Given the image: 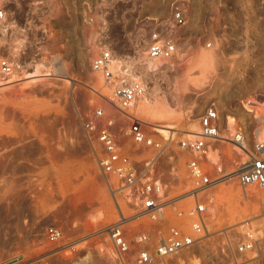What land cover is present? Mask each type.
Instances as JSON below:
<instances>
[{
  "label": "rangeland",
  "instance_id": "rangeland-1",
  "mask_svg": "<svg viewBox=\"0 0 264 264\" xmlns=\"http://www.w3.org/2000/svg\"><path fill=\"white\" fill-rule=\"evenodd\" d=\"M41 2L0 0L7 12L3 27L11 30L0 40V58L15 59L21 66L16 76L5 81L9 83L0 81V260L113 264L101 231L118 221L121 212L125 218L133 212L117 193V180L99 172L96 155L100 145L84 124L92 120L95 110L102 109L103 119L114 122L112 131L123 152L136 165L144 166L157 152L138 149L122 135L128 120L111 102L109 82L91 70L93 60L110 45L112 57L122 61L116 60L119 63H113L112 71L127 68L130 80L137 77L150 88V108H137L138 99L135 108L125 112L170 149L169 155L167 151L159 154L157 169L160 179L170 184L165 190L168 199L174 198L191 187L185 170L189 155L178 146L186 139L192 120L198 118L199 124L204 109L213 105L220 113H233L246 120V125L252 123L241 104L250 89L264 84L261 77L256 80L258 71L264 74V63L261 58L251 66L253 58L244 46L256 35L264 39V24L248 18L264 15V0ZM177 6L186 15L183 27L170 25ZM158 32L161 39L180 47L164 63L165 71L154 75L156 71L143 64L149 63L145 57L149 38ZM42 65L60 73L42 76ZM36 66V76L25 78ZM259 112L264 114V109ZM157 121L174 126L170 140L156 135L147 124ZM220 149L222 168L233 171L237 151L228 144ZM207 168L212 171L214 165ZM258 190H244L233 179L204 193L209 243L234 245L242 223L264 214L263 190ZM49 226L62 230L60 243L46 240L44 231ZM167 226V221L155 227L148 221H136L126 229L129 235L153 234L155 228L165 231ZM70 244L76 245L56 253Z\"/></svg>",
  "mask_w": 264,
  "mask_h": 264
},
{
  "label": "built area",
  "instance_id": "built-area-1",
  "mask_svg": "<svg viewBox=\"0 0 264 264\" xmlns=\"http://www.w3.org/2000/svg\"><path fill=\"white\" fill-rule=\"evenodd\" d=\"M6 18L7 12L0 6V40L11 31L3 27ZM248 18L257 25L264 24V15H248ZM169 21L174 27L185 26L186 15L180 6L173 9ZM109 48H102L93 60L91 70L109 82L112 87L111 102L128 120L122 135L138 149H151L157 154L145 162L144 166L136 165L123 152L120 142L113 133L114 122L103 119V110L97 109L92 120L84 124L85 129L94 135L100 145V152L96 155L97 168L103 176H111L117 180L119 186L116 189L117 193L133 212L130 218L139 217L138 221H148L154 227L168 222L165 231L155 228L153 234L129 235L126 226L132 222L121 223V220H125L121 212L118 221L105 226L101 231L107 238L103 247L113 264H189L188 258L193 256L197 259L194 264H264V214L258 218L263 220L262 223H258L257 218L242 223L241 236L234 245L227 243L218 246L212 243L215 240L209 243L212 239L206 227L204 202V193L229 177H233L244 190L248 188L264 190V123H262L264 114L259 112L260 108L264 109V101H257V98L264 100V84L250 89L245 104L242 103L252 121L249 125H246V120L233 113L229 115L220 113L213 105L204 109L199 118L198 133L191 139L180 141L178 146L189 155L185 170L191 187L184 193L168 199L165 190L170 184L160 179L157 168L159 154L167 151L169 155L170 149L162 147L148 134L141 121L125 112L144 96L146 84L142 79L130 80L127 68L118 72L112 71L116 60L113 59ZM177 49L176 43L164 41L158 32L151 36L145 57L151 63H165L176 56ZM244 49H247L253 58L251 66L257 65L261 58L264 63V39L257 35L251 37ZM260 51H263V54H259ZM20 71L21 66L15 59L0 58L1 82L8 81ZM256 74L264 81V74L261 71ZM227 116L234 119L230 125L226 121ZM257 130L261 131L256 135ZM222 144L233 147L239 157L231 172H227L221 166ZM208 165H214L212 171L207 168ZM185 202L192 205L188 203L183 205ZM44 235L52 244H58L63 239L62 230L52 226L45 228ZM211 247L218 250L204 251ZM65 248H67L65 245L61 246L56 253H62ZM195 249L201 250L194 253ZM0 264L38 262L18 263L11 258L0 260Z\"/></svg>",
  "mask_w": 264,
  "mask_h": 264
},
{
  "label": "bare ground",
  "instance_id": "bare-ground-1",
  "mask_svg": "<svg viewBox=\"0 0 264 264\" xmlns=\"http://www.w3.org/2000/svg\"><path fill=\"white\" fill-rule=\"evenodd\" d=\"M85 16V15H84ZM88 16V15H87ZM91 17H92V15H91ZM86 18V17H85ZM150 19V18H149ZM161 35V34H160ZM151 38V37H150ZM149 38V39H150ZM187 38V37H186ZM186 38H182V40L184 39V40H186ZM187 40H189V39H187ZM188 43V42H187ZM177 46H178V44H177ZM109 47H110V45H109ZM179 47H180V45H179ZM179 47H178V49H179ZM111 49L113 50V47H111ZM110 49V50H111ZM112 52H114V51H112ZM260 53H261V51H260ZM113 56V55H112ZM115 60H118V61H121L120 59H116L115 57H113ZM260 60V59H259ZM262 60V59H261ZM118 61H116L117 63H118ZM122 62V61H121ZM142 64V63H141ZM143 65H145V66H147V69L149 68H152V69H150L151 71H156V74H154V75H159V74H162L164 71H165V65H164V63H162V62H157V63H151V62H149L148 64H146V63H144ZM53 68H54V66H53ZM146 69V70H147ZM37 70H38V67L36 66V68L34 69V71H33V73H31V74H27L26 76H25V78H30V77H35L36 75H35V73L37 72ZM54 70H55V68H54ZM122 70V69H121ZM42 72H44V73H42V76H45V77H55L56 76V73H60L58 70L57 71H52V70H47V67L45 66V65H42ZM62 73V72H61ZM166 74V73H165ZM64 77V76H63ZM66 77V76H65ZM257 77L258 76H256V80H257ZM136 79H137V77H136ZM260 80H261V78H259ZM253 80V79H252ZM144 81V80H143ZM146 81V80H145ZM255 81V80H254ZM256 82V81H255ZM7 83H9V82H5V84H7ZM146 82H144V84H145ZM250 83H251V81H250ZM250 83H248V84H250ZM257 84L259 83V84H261V82H256ZM252 84H253V81H252ZM1 85H3V83L1 84ZM90 88H91V86H89ZM145 87V86H144ZM93 89V88H92ZM148 89H150L149 87H148V85H146V87H145V94H144V96L141 98V100H140V103H138L139 105H138V107L137 108H143V109H146V108H144V107H147V109H148V107L150 108V102H151V98L148 96ZM163 90V89H162ZM249 90V89H248ZM93 91H96V90H93ZM244 91H246V90H244ZM233 92H235V91H233ZM232 92V93H233ZM238 93L240 92V93H243V92H241V91H237ZM228 93V92H227ZM236 93V92H235ZM220 95H222V94H220ZM231 95V94H230ZM235 94L233 93V96H234ZM223 96V95H222ZM226 97V96H225ZM228 97V96H227ZM232 97V96H231ZM246 99V98H245ZM228 102V101H227ZM231 102V101H230ZM242 102V101H241ZM235 104V103H234ZM243 104H245V101H243ZM242 105V104H241ZM231 107V106H230ZM131 108H132V110H133V108H135V103H133L132 105H131ZM162 108V107H161ZM171 108V107H170ZM239 109V108H238ZM163 110V109H162ZM241 111V110H240ZM234 119L231 117V116H227L226 117V121H227V123L230 125L231 123H232V121H233ZM193 122L189 125V130L186 132V134H184V137L185 138H187V139H191V138H193L192 136H194L195 134H197L198 133V131H199V125H198V118L197 119H195V120H192ZM147 122V121H146ZM145 122V123H146ZM150 122H152V121H150ZM153 122H155V121H153ZM156 123V122H155ZM157 123H158V121H157ZM148 125H150V129L156 134V135H158L159 137H161V138H163V139H171L172 137H173V135H174V131H175V128H174V126L172 125V124H168V123H158V124H150V123H147ZM261 130H257L256 132H255V134L257 135V133H259ZM183 140V139H182ZM181 140V141H182ZM211 157H213L212 155H210ZM229 180H233V177H229L228 179H226V180H224V181H221V183H219L218 185H220V184H222V183H225V182H227V181H229ZM108 185V184H107ZM217 186V185H216ZM258 190V189H257ZM259 191V190H258ZM261 194H263V196H264V190L263 191H261L260 192ZM185 198H187V197H185ZM117 205V203H116V200H115V206ZM118 206V205H117ZM118 208V207H117ZM119 210V209H118ZM139 217H135V216H133V217H131V218H125V220H121V223H124V222H136V221H138V220H140V219H138ZM76 244H70V245H65V247H70L71 249L72 248H74V246H75ZM67 249V248H66ZM55 251V250H54ZM55 253V252H54ZM197 261V259H196V257L195 256H193V257H190V258H188V263L189 264H194L195 262ZM181 264H183V263H181Z\"/></svg>",
  "mask_w": 264,
  "mask_h": 264
}]
</instances>
